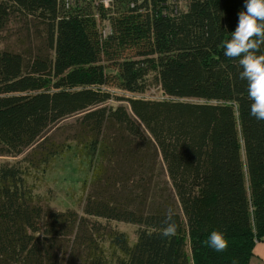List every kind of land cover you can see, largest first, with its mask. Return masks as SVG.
<instances>
[{"label":"trees","instance_id":"obj_1","mask_svg":"<svg viewBox=\"0 0 264 264\" xmlns=\"http://www.w3.org/2000/svg\"><path fill=\"white\" fill-rule=\"evenodd\" d=\"M245 3L0 0V44L12 24L26 33L0 49V157H22L0 162V264H250L264 240V121L224 55ZM152 84L168 98L104 89ZM74 143L92 172L82 214L53 210L30 180ZM169 208L178 228L163 236ZM111 222L137 226L136 242ZM214 229L224 252L207 245Z\"/></svg>","mask_w":264,"mask_h":264},{"label":"rangeland","instance_id":"obj_2","mask_svg":"<svg viewBox=\"0 0 264 264\" xmlns=\"http://www.w3.org/2000/svg\"><path fill=\"white\" fill-rule=\"evenodd\" d=\"M105 4L110 0H103ZM108 6V5H106ZM9 33L5 34V41L1 42L0 49H10L18 51L22 42L26 40V33L23 28L12 24ZM36 36L32 34L34 40ZM36 46L40 45L39 41H34ZM115 95L125 97H140L146 99L163 100L168 96L160 89L159 85L152 84L150 89L141 95L130 94L115 88H104ZM117 105V103H113ZM77 118L72 117L63 123L56 131L59 130V141L68 138L71 124ZM56 131L54 133H56ZM53 133V134H54ZM58 135V134H57ZM22 157L10 158L0 157V162L14 163ZM90 156L86 151H82L75 143L66 148L63 154L54 159L51 164L41 172H36L31 178L32 184L36 188V195L40 197L55 211L64 212L73 210L79 214L83 213V201L85 198V186L89 184L92 178V172L89 170ZM104 222V221H103ZM105 223V222H104ZM111 225L117 230L124 232L130 238L132 244L137 240V226L126 223L111 222Z\"/></svg>","mask_w":264,"mask_h":264},{"label":"clouds","instance_id":"obj_3","mask_svg":"<svg viewBox=\"0 0 264 264\" xmlns=\"http://www.w3.org/2000/svg\"><path fill=\"white\" fill-rule=\"evenodd\" d=\"M245 8L239 12L238 26L225 42L224 55L239 60L242 69L239 77L248 85L250 114L264 121V53L261 52L264 45V0H246ZM174 215V210L169 208L163 236L175 235L178 225ZM207 245L215 252H224L228 248V239L224 232L214 229L208 236Z\"/></svg>","mask_w":264,"mask_h":264},{"label":"crops","instance_id":"obj_4","mask_svg":"<svg viewBox=\"0 0 264 264\" xmlns=\"http://www.w3.org/2000/svg\"><path fill=\"white\" fill-rule=\"evenodd\" d=\"M250 264H264V240L256 243Z\"/></svg>","mask_w":264,"mask_h":264}]
</instances>
